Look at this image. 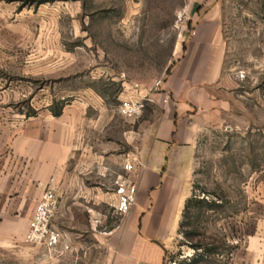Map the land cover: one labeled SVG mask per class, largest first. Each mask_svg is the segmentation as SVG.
Returning <instances> with one entry per match:
<instances>
[{
	"label": "rangeland",
	"instance_id": "1",
	"mask_svg": "<svg viewBox=\"0 0 264 264\" xmlns=\"http://www.w3.org/2000/svg\"><path fill=\"white\" fill-rule=\"evenodd\" d=\"M218 2L230 108L199 138L190 197L194 204L165 264H234L242 243L264 221V0ZM186 4L0 0V96H36L40 106L42 96L45 103L49 97L54 117L66 107L87 104L83 125L100 119V128L85 129L84 148L96 139L99 149L110 142V164L84 156L77 180L65 187L67 204L58 220L76 222L85 239L92 227L111 231L122 220L116 182L127 176L124 161L140 156L159 113L146 102L139 118H126L120 107L127 90L151 88L180 57L184 43L175 24ZM17 107L20 115L32 113L26 99ZM68 168L74 171L73 160ZM20 252L24 255L0 252V264H32L26 248ZM55 264L73 262L64 256Z\"/></svg>",
	"mask_w": 264,
	"mask_h": 264
},
{
	"label": "crops",
	"instance_id": "2",
	"mask_svg": "<svg viewBox=\"0 0 264 264\" xmlns=\"http://www.w3.org/2000/svg\"><path fill=\"white\" fill-rule=\"evenodd\" d=\"M190 20L188 30L181 33L184 46L180 57L171 64L162 88L127 90V97L139 93L147 96L159 115L136 157V204L111 231H95L92 227L87 236L91 243L77 231L76 222L58 219L67 204L69 191L65 187L77 180L83 157L89 154L98 164H110L109 141L99 149L101 142L96 139L84 148L85 129L99 131L100 119L83 125L87 104L71 110L66 107L54 117L49 97L45 103L42 96L40 106L36 105V96H0V252L24 255L20 251L26 248V260L32 264L36 259L55 264L64 256H70L73 264H165L192 194L199 138L230 108L231 81L224 74L226 43L220 3L196 0ZM166 94L170 96L168 101ZM25 99L30 115L18 113L17 106ZM72 160L73 172L68 168ZM53 176L58 208L52 225L71 247L56 258L48 257L43 247L25 241L36 205ZM36 250H42V254H36ZM234 264H264V221L242 243Z\"/></svg>",
	"mask_w": 264,
	"mask_h": 264
},
{
	"label": "built area",
	"instance_id": "3",
	"mask_svg": "<svg viewBox=\"0 0 264 264\" xmlns=\"http://www.w3.org/2000/svg\"><path fill=\"white\" fill-rule=\"evenodd\" d=\"M196 0H187V4L177 13L175 28L178 31L188 30L190 20V11ZM165 78L156 80L152 86V91H159ZM140 87L135 86V90ZM166 101L170 100V96L166 94ZM149 101L147 96L128 97L124 100L120 107V113L126 118H139L145 110L146 102ZM136 159L127 158L124 161V171L126 177H120L116 182L117 212L124 216L130 212L136 204L138 185L133 179L135 173ZM58 188L55 177H51L50 184L43 192L39 199L33 217L29 223V229L25 236L26 243L44 248L48 257L56 258L64 253L71 251V247L65 241L64 235L53 227L52 222L58 208Z\"/></svg>",
	"mask_w": 264,
	"mask_h": 264
},
{
	"label": "trees",
	"instance_id": "4",
	"mask_svg": "<svg viewBox=\"0 0 264 264\" xmlns=\"http://www.w3.org/2000/svg\"><path fill=\"white\" fill-rule=\"evenodd\" d=\"M168 74H169V71H168ZM56 116H59V113L56 114ZM194 204V199L191 198L187 201L186 203V206H185V209H184V212H183V217H182V222L180 224V229H179V232L182 233L183 230L186 228L187 226V222H188V214H189V211L191 209V206Z\"/></svg>",
	"mask_w": 264,
	"mask_h": 264
}]
</instances>
